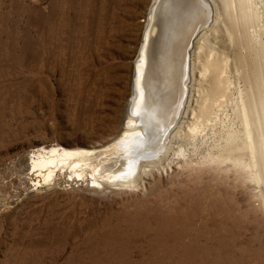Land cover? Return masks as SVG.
<instances>
[{
  "label": "rangeland",
  "instance_id": "rangeland-1",
  "mask_svg": "<svg viewBox=\"0 0 264 264\" xmlns=\"http://www.w3.org/2000/svg\"><path fill=\"white\" fill-rule=\"evenodd\" d=\"M153 1L0 0V264H232L215 245L227 232L240 233V264H264V0H213L177 135L162 159L128 170L116 141ZM206 57L224 60L215 77ZM52 147L93 150L75 156L91 157L78 163L85 174L67 164L45 179L32 160ZM205 204L216 226L203 222ZM194 209L203 212L193 226ZM154 217L175 221L158 232ZM162 233L174 235L175 253L212 245L162 261L174 243Z\"/></svg>",
  "mask_w": 264,
  "mask_h": 264
},
{
  "label": "bare ground",
  "instance_id": "bare-ground-1",
  "mask_svg": "<svg viewBox=\"0 0 264 264\" xmlns=\"http://www.w3.org/2000/svg\"><path fill=\"white\" fill-rule=\"evenodd\" d=\"M215 8L216 7H215V3L213 2V0H209V1L208 0H154L153 1L151 8L149 9L150 11H149L148 17H147V22H146L147 24L144 28L143 35H141L142 39H141V45L138 48L139 49L138 55H137V58L134 60V73H133L134 75H133L132 86H131L132 87V94H131V99H129L130 102H129L128 110L126 112L128 114L125 118V122H124L125 124L123 125V126H125L124 127L125 132L121 135L119 140L116 139L117 140L116 142L118 144H121V145L124 144V147L127 150L124 152H129L128 154H129L130 158H128L129 159V162L127 164L128 170H133L134 167L138 164L139 160H140V164H141L146 159H154L156 157L157 158L159 157L160 159H162L163 155H161V156H159V155L163 152V149L167 150L169 147L168 146L169 141H167V146H166V140L170 139V141H171V140H173V137L175 135H177L176 133H177V129L179 127L178 123L180 122V120H178L177 118L179 117V114L181 112H182V114H181L182 116H180V118H183V116H184L183 114H185L187 109L189 108L187 106L188 105L187 102L190 99L189 93H191V91L189 89H191L190 88L191 87V85H190L191 79H192L191 73L193 72V63H194L195 58H196L195 56L198 55L200 57V55H201L200 50H202L203 45L200 44V40H202V38L205 37L206 33L210 32L212 30V28H214L213 23L215 21L214 18L216 15L215 14L216 13ZM230 30H231V28H230ZM227 32H229V31L227 30ZM230 32H232V31H230ZM194 50L196 52L198 50V52L196 53ZM206 60L209 61L208 63H206V65L213 67V76L212 77H215L217 72L222 71L224 65L222 66L221 62H223L224 60L222 61V59H216L215 64H214V62H212L214 59L209 60V58L206 57ZM187 63H188V68H187ZM66 66H67V64H66ZM202 69L204 71L206 70L205 65L202 66ZM204 73L205 72H203V74ZM216 78H217V81L220 83L222 80L220 78V76H218ZM188 90H189V93L187 94L186 91H188ZM221 90L222 89H221L220 84H219L216 88L212 89V94L214 96H218V94L220 92H222ZM184 92L186 93V97H185L184 104L182 105L183 109L180 112V109L182 108L180 98H181L182 94L184 95ZM263 99H261V100H263ZM263 111H264V109H263ZM193 115H195V114H193ZM245 118H247V117H245ZM261 118H263V117H261ZM246 121H248V120L246 119ZM191 123L193 124L195 122H191ZM179 125H180V123H179ZM190 128H191V126H190ZM190 128H189V130H190ZM186 129H188V128H186ZM193 129H192V131L195 130V129L194 130ZM113 145H115V144H113ZM110 146H109V148H110ZM116 148L118 149V146ZM86 150L82 151V152L81 151L80 152H77V151L74 152L75 150L70 151L68 149L66 150V149H62V148H58V147H52V148H49L46 152H44V154H41L40 156H38L35 160H32V164H33V167H38L40 169L44 168V170H47V172L45 171L46 173L44 174L45 179L51 178L52 174L55 173V171H60L62 169H65L67 164L69 166L73 165L74 168L76 167L75 176L81 177V175L85 174V173H83V170L85 168L82 169L83 167H81L82 165H85V163L84 164L81 163L82 165H79L78 163L82 162V161L84 162L88 159H91V157H88V158H85V157L91 156L94 153V152L92 153L93 150L89 151V152ZM113 152H112V155L114 156ZM164 153H166V151ZM164 153H162V154H164ZM98 154H99V152H98ZM176 154L177 153H175V155ZM77 155H79L80 157L81 156H85V157L76 160L75 156L77 157ZM114 157H116V156H114ZM117 157H118V154H117ZM172 157H174V156H172ZM102 158H103V156H102ZM109 158H107V159H109ZM159 158L157 160H154L152 163L157 162L159 160ZM104 159H102V160H104ZM120 159H121V157H120ZM105 161H106V159H105ZM150 161H152V160H150ZM102 163H104V162H102ZM98 164H100V163H98ZM109 164H110V162H109ZM111 165H110V167L114 166V165L113 166H111ZM108 166H107V168H108ZM159 168H161V166H159ZM69 169H71V167H69ZM92 170H91V172H92ZM70 171L72 172V170H70ZM61 172H63V171H61ZM118 172H120V171H118ZM88 176H90V175H88ZM94 176H95L94 174H93V176H90L91 180L93 183L98 184L99 183L98 178L96 177L97 174L95 177ZM122 183H124V182H122ZM134 183H136V182H134ZM206 206H207V204H205L204 206L198 205L196 207L202 208L204 210L207 209L206 212H208L207 213L208 215H207V217H204L205 219H203L204 220L203 222H205L206 225L208 223V224H214L216 226L218 224V221H217L218 217L217 218H215L216 216L214 217L215 211H214L213 207L207 208ZM223 207H226V206H223ZM199 211L203 212L201 210L194 209L193 218L191 217L189 219L190 221L188 219H186L193 226H194V223L195 224L197 223V221H201L200 216H199V214H200ZM224 215H226V214H224ZM163 220L160 217H156L155 219H153L154 222H149V224H155V226L157 227V228H155V230L158 232L169 231L170 226L172 225V223L175 220H172L171 218L163 219ZM219 221H220L219 224L221 223L222 225H228L230 223V222H227L224 220H219ZM161 222H168V223L171 222V223L166 228L161 229V227H159ZM147 228L150 229L151 226L147 227ZM220 230H221V228H220ZM226 231H228V230H226ZM233 233L232 234L230 232L225 233L226 236L224 238L220 236V238H221L220 240H222V241L219 240L220 246H219V242L215 243V245L217 247H219V249H220L219 251H220V255H221L220 259L223 258L222 260L224 263L240 264L241 263L240 257L243 256L242 245H240V243H238V241H239L238 237H240V236L237 234H240V233H234V234ZM209 235H210L209 237L211 239L210 241H213L214 240L213 238H215V236L218 238V235L215 232L209 233ZM161 238L165 242H168V241L174 242L173 244H171L173 247L167 246V249L162 251L164 253L162 257H165V259L162 261L169 260L174 255H177L178 257H185V256H188L187 254L190 252H193V254L197 253L198 255L196 257L201 256V254L203 256H206L207 252L209 251L210 245H212V244H210V245H208V247L207 246L203 247V246H200L198 243V245H197L198 247H197V246H195L194 243H193V245H192V243H188L183 248H181L180 251L176 250V253H175L174 250L177 248V245H176L177 241H176L174 235L171 233H162ZM250 239H252V238H250ZM252 241H253V239H252ZM212 243H214V241ZM212 247L215 248V246H212ZM156 252H157V250H156ZM215 253H216V251H215ZM234 253H236V255H237V258L235 260L232 259V255ZM188 257H190V255ZM245 257H246V255H245ZM243 262H245V261H243ZM171 264H174V263H171ZM187 264H189V263H187Z\"/></svg>",
  "mask_w": 264,
  "mask_h": 264
},
{
  "label": "water",
  "instance_id": "water-1",
  "mask_svg": "<svg viewBox=\"0 0 264 264\" xmlns=\"http://www.w3.org/2000/svg\"><path fill=\"white\" fill-rule=\"evenodd\" d=\"M208 1H209V0H208ZM196 35H197V34H196ZM196 35H195V36H196ZM195 36H194V37H195ZM194 37H193V38H194ZM187 68H188V63H187ZM186 90H187V89H186ZM186 92H187V91H186ZM185 97H186V93L184 92V95L182 94V95H181V98H180V100H181V101H180V102H181V107H182V108L180 109V112H181L182 109H183V106H182V105L184 104ZM179 117H180V114H179ZM179 117H178L177 119H179ZM171 126H172V125H171Z\"/></svg>",
  "mask_w": 264,
  "mask_h": 264
},
{
  "label": "flooded vegetation",
  "instance_id": "flooded-vegetation-1",
  "mask_svg": "<svg viewBox=\"0 0 264 264\" xmlns=\"http://www.w3.org/2000/svg\"><path fill=\"white\" fill-rule=\"evenodd\" d=\"M146 22H147V20H146ZM146 22H145V23H146ZM146 24H147V23H146ZM146 24H145V26H146ZM144 28H145V27H144ZM143 31H144V29H143ZM142 35H143V32H142ZM141 39H142V36H141ZM140 45H141V41H140ZM139 47H140V46H139ZM139 47H138V48H139ZM193 49H194V48H193ZM138 51H139V49H138ZM191 51H192V50H191ZM192 52H193V51H192ZM191 54H192V53H191ZM137 55H138V53H137ZM136 58H137V56H136ZM136 58H135V59H136ZM191 58H192V57H191ZM133 66H134V65H133ZM132 74H133V73H132ZM133 75H134V74H133ZM190 85H191V84H190ZM131 94H132V90H131ZM130 99H131V97H130ZM129 102H130V100H129Z\"/></svg>",
  "mask_w": 264,
  "mask_h": 264
}]
</instances>
